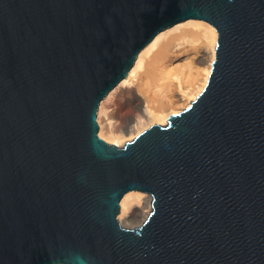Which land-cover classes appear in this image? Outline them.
Wrapping results in <instances>:
<instances>
[{"label":"water","instance_id":"95a60500","mask_svg":"<svg viewBox=\"0 0 264 264\" xmlns=\"http://www.w3.org/2000/svg\"><path fill=\"white\" fill-rule=\"evenodd\" d=\"M189 19L219 31L205 88L102 138L103 100ZM0 264H264V0H0Z\"/></svg>","mask_w":264,"mask_h":264},{"label":"bare ground","instance_id":"6f19581e","mask_svg":"<svg viewBox=\"0 0 264 264\" xmlns=\"http://www.w3.org/2000/svg\"><path fill=\"white\" fill-rule=\"evenodd\" d=\"M218 38L217 27L203 19H189L160 32L141 51L128 77L101 103V135L119 144L125 132L166 124L172 113L188 106L208 82ZM119 105L129 111L118 125ZM151 199V194L128 192L122 199L120 220L129 226L140 222L152 210ZM139 211L142 217L137 219Z\"/></svg>","mask_w":264,"mask_h":264},{"label":"rangeland","instance_id":"374dc122","mask_svg":"<svg viewBox=\"0 0 264 264\" xmlns=\"http://www.w3.org/2000/svg\"><path fill=\"white\" fill-rule=\"evenodd\" d=\"M105 100V99H104ZM103 100V101H104ZM101 107V106H100ZM117 110H118V117H117V124L119 125L120 123H121V121L124 119V116H125V114L129 111V108L128 107H126V106H124V105H119L118 106V108H117ZM100 115V109H99V114H98V120H99V116ZM101 119L103 120V122H106V116L102 113L101 114ZM99 123H100V120H99ZM100 126H101V123H100ZM148 127V126H147ZM140 132V131H139ZM139 132H137V133H135V132H125V137L124 138H122V140H121V143H119V145H123L127 140H129V139H131V138H133V137H135V135L136 134H138ZM100 136L102 137V138H104V139H106L108 142H110V143H117L116 142V140H114V139H112V138H110L109 136H107V135H104V136H102L101 135V127H100ZM108 138V139H107ZM121 205H122V201H121ZM140 208V207H139ZM121 210H122V207H121ZM132 210H136L137 211V213H138V209H136V207H133V209ZM142 216H141V214H140V211H139V214H138V216H137V219H139V218H141ZM147 217V216H146ZM146 217H143L142 218V220H140V222H138L137 224H135V225H138V224H140V223H142L144 220H145V218Z\"/></svg>","mask_w":264,"mask_h":264}]
</instances>
